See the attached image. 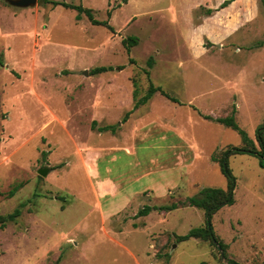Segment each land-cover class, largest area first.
<instances>
[{"label":"rangeland","instance_id":"1","mask_svg":"<svg viewBox=\"0 0 264 264\" xmlns=\"http://www.w3.org/2000/svg\"><path fill=\"white\" fill-rule=\"evenodd\" d=\"M56 1L91 8L113 29L62 5L0 0V215L20 210L0 227V264H228L210 241L176 240L204 224L201 208L136 213L227 187L212 157L241 147L242 136L206 115H234L257 144L259 0L210 14L223 0ZM129 36L138 41L127 51ZM101 65L122 68L90 74ZM150 84L163 91L115 132L98 130L118 123ZM226 162L234 201L211 214L212 230L238 264H264V166L247 151Z\"/></svg>","mask_w":264,"mask_h":264},{"label":"trees","instance_id":"2","mask_svg":"<svg viewBox=\"0 0 264 264\" xmlns=\"http://www.w3.org/2000/svg\"><path fill=\"white\" fill-rule=\"evenodd\" d=\"M232 1L234 0H223L217 8H208L206 9V13L210 14L213 10H218L221 8H224L228 6ZM40 2L43 3H49L53 7L57 5H62L65 8H71L75 9L78 14L76 16V19L79 20L82 18V15L86 16L87 19L92 23L96 25H105L110 30L113 29V27L108 23L107 20H98L94 17L93 10L91 8L83 7L81 5H76L64 1H56V0H40ZM259 3L261 7L264 10V0H259ZM108 15H110V11L107 12ZM138 41V38L136 36H129L126 39L123 40V43L126 46L127 51H129V47L132 45H135ZM127 43V44H126ZM264 44V40H260L258 42V46H262ZM153 58L150 57L147 61V64L149 66L152 65ZM0 65H4L3 62H0ZM121 69V66H112V65H101V66H95L89 70L90 74L95 75L99 73H104L108 71H113L114 69ZM148 73V71H146ZM157 90H161L159 87H155L154 85L150 84L146 95L139 98L133 108L129 111H127L122 119L115 124H106L103 126H99V131H111L115 132L119 126L120 123H123L127 120L129 113L136 108L141 102H146L153 93H155ZM163 91V90H161ZM165 96L168 98L169 95L167 93H164ZM208 119H213L218 123L224 124L227 127H230L234 130H236L239 134L242 136L243 145L241 147L237 148H228L226 151L223 152L222 156L220 158H217L215 155L212 157L214 161H217L221 167V171L223 174L227 177V187L219 188V187H204L200 190V192L197 195L191 196L189 198H186L184 202H171L168 205L163 206H156V205H144L141 207L137 213L136 216H144L150 213L153 209H164V210H173L177 208L180 205L187 204L192 207L201 208L205 213V222L201 226L193 227L191 228L187 233L177 235L176 234V240L177 241H184L188 240L190 238L195 239H201L204 241H210L211 244L215 245L218 249H222L224 251V257L227 260L228 264H238L237 261L229 258L226 254V246L220 241V238L215 235V233L212 230L211 225V214L218 210L222 205L225 204H232L233 203V197L232 192L235 186V180L234 177L230 174L229 168L227 166L226 159L228 155L239 152V151H247L250 153H254L259 156L260 158V164L264 166V124L256 129L255 132V140L256 143L253 140H249L242 128L239 127L237 122L235 121L234 115H228V116H217V117H211V116H205ZM19 185L14 186L10 190V194L12 195L16 189H18ZM20 214V210L18 208H15L13 212L7 214V215H0V227H4V224L6 221H10L15 219ZM200 264H204V262H201Z\"/></svg>","mask_w":264,"mask_h":264},{"label":"water","instance_id":"3","mask_svg":"<svg viewBox=\"0 0 264 264\" xmlns=\"http://www.w3.org/2000/svg\"><path fill=\"white\" fill-rule=\"evenodd\" d=\"M6 2L16 7H29V6H34L37 0H6ZM85 73H87V70L85 71ZM48 171H49V168H41L38 170V174L45 176ZM219 250H220L221 257L224 258V251L220 248Z\"/></svg>","mask_w":264,"mask_h":264},{"label":"crops","instance_id":"4","mask_svg":"<svg viewBox=\"0 0 264 264\" xmlns=\"http://www.w3.org/2000/svg\"><path fill=\"white\" fill-rule=\"evenodd\" d=\"M232 2H233V1H232ZM232 2H231V3H232ZM231 3H230V4H231ZM230 4H229V5H230ZM229 5H228V6H229ZM228 6H226V7H228ZM226 7H224V8H226ZM133 106H134V105H133ZM130 110H131V109H130ZM133 110H134V109H133Z\"/></svg>","mask_w":264,"mask_h":264}]
</instances>
